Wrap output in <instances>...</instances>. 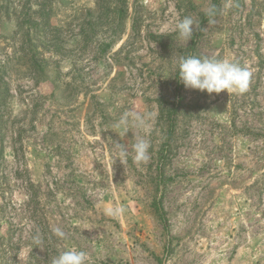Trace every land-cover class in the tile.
Masks as SVG:
<instances>
[{"label": "rangeland", "instance_id": "1", "mask_svg": "<svg viewBox=\"0 0 264 264\" xmlns=\"http://www.w3.org/2000/svg\"><path fill=\"white\" fill-rule=\"evenodd\" d=\"M213 4L0 0V264H51L65 246L89 264H264V0H218L209 18ZM180 55L238 62L249 91L186 88ZM126 112L146 126L120 137Z\"/></svg>", "mask_w": 264, "mask_h": 264}, {"label": "clouds", "instance_id": "2", "mask_svg": "<svg viewBox=\"0 0 264 264\" xmlns=\"http://www.w3.org/2000/svg\"><path fill=\"white\" fill-rule=\"evenodd\" d=\"M216 8L210 7L207 15L212 18L216 15ZM214 24V20L210 19ZM198 27L191 16H185L175 25V30L185 43L193 37L194 30ZM179 80L186 88L199 90L208 94H219L222 91L228 94L243 95L249 91L252 73L247 68L242 67L238 62L231 59H217L214 57H198L195 55H180L178 60ZM146 120L139 113L126 112L119 119L116 127L121 131L120 137H124L131 127L143 128ZM120 149L119 156L123 158V163H127V147L118 143L113 144ZM151 143L144 138L137 139L132 144L133 158L137 164H147L150 160L149 149ZM120 161V160H119ZM125 209L122 206L110 207L106 209V214L112 217L123 215ZM58 238H64V232L60 229L55 230ZM42 240L34 238L28 248V255L31 256L33 247L40 249ZM88 254L75 246H65L51 259V264H89Z\"/></svg>", "mask_w": 264, "mask_h": 264}, {"label": "trees", "instance_id": "3", "mask_svg": "<svg viewBox=\"0 0 264 264\" xmlns=\"http://www.w3.org/2000/svg\"><path fill=\"white\" fill-rule=\"evenodd\" d=\"M213 2H214V4H213V6L216 8V10H217V12H218V0H213ZM217 12H216V14H217ZM178 77H179V74H178ZM182 84L181 83H179L178 84V86H177V88H178V102H177V104L180 102V100L179 99H181V97L179 96V93H180V91H181V89H182ZM176 111H177V109H176V107H174L173 108V110H171V111H169V112H167V116H168V121H169V129H168V138L169 139H171V137H172V135H173V124H174V121H173V116H174V114L176 113ZM165 156H163V158H164ZM262 177H264V173L262 174ZM257 185H259V184H256L255 186H257ZM154 206V211L159 215L158 217H159V219L160 220H162V221H164L165 220V218H164V216H163V212H162V209L160 208V206H158L157 204L156 205H153ZM6 250H3V252H5Z\"/></svg>", "mask_w": 264, "mask_h": 264}]
</instances>
